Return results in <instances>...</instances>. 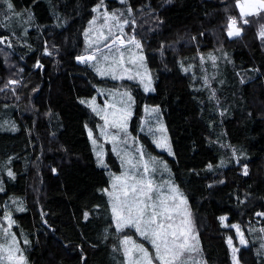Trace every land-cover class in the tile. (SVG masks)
<instances>
[{"label":"trees","instance_id":"1","mask_svg":"<svg viewBox=\"0 0 264 264\" xmlns=\"http://www.w3.org/2000/svg\"><path fill=\"white\" fill-rule=\"evenodd\" d=\"M9 2L0 3V164L13 177H3L0 211L11 212L27 264H125V237L151 249L113 221L107 171L120 165L108 151L98 166L88 128L97 136L103 123L81 103L100 87L130 91V131L164 155L139 133L144 106L162 111L174 151L165 158L203 263L234 264L232 239L240 264H264V13L244 23L237 0ZM230 18L239 36L229 37ZM116 36L140 45L153 92L78 61ZM248 70L256 75L244 81Z\"/></svg>","mask_w":264,"mask_h":264},{"label":"rangeland","instance_id":"2","mask_svg":"<svg viewBox=\"0 0 264 264\" xmlns=\"http://www.w3.org/2000/svg\"><path fill=\"white\" fill-rule=\"evenodd\" d=\"M240 2H243V0H240ZM240 13V9H239ZM241 15V13H240ZM101 31L96 29L92 32V37L97 36L95 39L101 38ZM117 49H119L117 51ZM121 53H123V60L124 64L123 67L127 68L129 71L124 73L123 79H115V81L118 80H124L128 79V76H131L132 79L128 80H137L140 85L142 86V89L145 92H153L155 87V81L156 77L152 70L148 68L145 62V56L142 52L138 50V48L134 45V43H129L126 45L125 43L121 45L119 42H117L116 45L112 47L110 50L109 48H104L101 51H98L96 53L97 60L96 61H87V62H81L82 64L85 63H91L94 66V69L96 70L97 66H101L104 68H107L112 63V56H115L117 60L120 59ZM107 55L109 57V60L105 61L103 57ZM143 57V60H140L139 58ZM79 61V60H78ZM80 62V61H79ZM123 71V69H118L117 75H120V73ZM96 73L101 78H109L111 80H114L111 78V74L109 75H100L97 70ZM241 79L244 81L252 79L256 74L252 70H248L245 73H240ZM148 88L149 90H145V88ZM127 95H124V94ZM129 97H131V100H129ZM81 101H84L82 103L86 107H89L92 111L95 108L96 111L94 113L99 116L102 120L103 126L99 129L97 136H94L92 131L88 128V136L90 138V142L93 148L94 155L96 157L98 166L102 168H107V163L105 161V157L108 151L112 152L113 155L117 158V161L120 165V171L118 173H112L111 171H107L110 178V184L109 187L105 189L106 195L109 198L110 206L112 205L113 201L109 196V193L113 192L112 184L114 182V177L116 176H122L124 172H143L144 171V165H148V177L153 180L154 184L159 188V194L161 196H167L170 197L173 195L171 192L172 188H175L177 190V194L179 195V198L175 201L169 200L170 205H179V209L172 213L173 220L172 221H165V223H172L177 228H184L185 233L188 239V250L183 252L182 260L183 264H204L201 255L199 253L198 247H199V240L194 232L193 229V222H192V215L190 211V207L188 205V202L182 193V191L178 188V186L174 183L171 174H170V168L168 165V160L165 158H174V151L170 142V137L168 134V130L166 128L164 117L162 111L156 107V106H144V114L142 117V120L140 122V130L139 133L147 136L151 142L154 144L156 149L162 154H156L153 151L150 150H144V147L138 142L137 137L133 132L130 131L129 128V121L130 117L127 119L126 124V130H120L117 128H113L110 125L105 126V121L102 119V116H104L105 112L111 113L114 111L110 105L115 104L117 108L124 109L127 108L130 110L132 115V109H134V100L129 90L127 89H109L100 87L97 90V93L91 97L82 99ZM109 119L111 120V116H109ZM113 135L117 136V140L113 141L111 137ZM123 157V159H122ZM103 159V166L100 165V159ZM131 159L134 163L137 164V168L133 170L130 165H128L126 162ZM9 172L12 173L11 170H7L2 167L0 164V192L3 191L4 186V180L3 177L6 175L7 177H13L12 175H9ZM156 193L153 192V196H155ZM123 198V197H122ZM185 201V203L181 204L180 200ZM112 211V207H111ZM10 217L11 219V227H9V221L5 219V217ZM263 216V213H257L256 217L260 218ZM113 217V213H112ZM224 221L226 220V216H222ZM187 221V224L182 223V221ZM114 224L116 226L114 217H113ZM14 224V221L11 216V212L8 210H5L4 212L0 211V257H3V259H0V264H27L26 257L21 250V248L18 245V240L14 235L12 226ZM126 228V227H125ZM135 231V234L138 238L144 239L136 232L135 227H128ZM191 229L188 231V229ZM235 232V237L237 241L240 242L241 245L246 246L245 238L242 234V232L239 230L237 231V226L232 227ZM5 229H7V234L5 233ZM239 229V228H238ZM192 237H195V239H192ZM131 238V237H130ZM184 237H181V240H183ZM241 239H243L244 243H241ZM131 240L134 242V240L131 238ZM151 247V249H148L145 245L141 243H136L142 245L145 249L148 250L150 256L155 255V250L153 249L151 243L144 239ZM231 243V250L233 254V262L234 264H240L237 256L235 248L232 244V239L230 240ZM12 245L15 248L19 249L18 252L14 253L13 260L7 259V249L8 247ZM128 247H132L131 245H128ZM125 253V251H124ZM23 256V260L21 261L19 259V256ZM142 254L133 250V258H139ZM125 264H129L128 258L125 256ZM154 264H159L158 261H154Z\"/></svg>","mask_w":264,"mask_h":264},{"label":"snow or ice","instance_id":"3","mask_svg":"<svg viewBox=\"0 0 264 264\" xmlns=\"http://www.w3.org/2000/svg\"><path fill=\"white\" fill-rule=\"evenodd\" d=\"M121 2H123V0H121ZM0 3L6 4L8 10H12L13 8L9 0H0ZM100 3L103 4V0H100ZM99 7L100 5H97L93 8V11H98ZM237 7L240 9L241 18H244L243 22L248 23L246 17L264 13V0H243V2L237 0ZM103 16V26L109 27L108 22L115 19V17L109 15L107 12H105ZM92 23H95V21ZM228 27L229 37L240 35V29L236 27L235 18H230ZM109 34L111 35V32ZM261 36H264V32L261 33ZM105 39H107V37L101 33V40ZM117 42L121 45L124 44V41L119 36H116L110 44L105 46L111 50ZM129 43H135V41L130 40ZM136 47L139 48L140 45L137 43ZM118 50L119 49H117V51ZM77 59L82 63L96 61L97 55L96 52H93L78 57ZM103 59L107 61L109 57L105 55ZM111 59L112 63L107 68L97 66V72L102 76L111 74V78L114 80L123 79L124 73L129 71L127 68L123 67V53H121L119 60H117L115 56H112ZM139 59L143 60V57ZM118 69H123L120 75H117ZM128 79H132V77L128 76ZM10 83L15 82L10 81ZM145 90L147 91L149 89L146 87ZM124 95L127 94L125 93ZM129 100H131V97H129ZM81 103H84V101H81ZM110 107H112L114 111L111 113L105 112L104 116H102V119L105 121V126L110 125L113 128L126 130V121L131 116L130 110L127 108H117L115 104L110 105ZM93 110L96 111L95 108ZM109 116H111V120ZM111 139L115 141L117 140V136L113 135ZM126 163L130 165L133 170L137 168V164L131 159ZM100 165L103 166L102 158L100 159ZM143 167V172L126 171L122 176L114 177V182L112 184L113 192L109 193V196L113 201L111 207L117 230L121 231L125 227H135L136 232L151 243L155 250V255L150 256L148 250L142 245L135 244L130 237H125L122 241L125 245V256L128 258L129 264H154V261H158L159 264H183V252L188 250V239L185 229L177 228L172 223H165V221H172V213L179 209V205L169 204V200L175 201L179 198L177 190L172 188L171 192L173 195L170 197L161 196L159 194V188L154 184L153 180L148 177V165L145 164ZM245 174H247L246 171ZM9 175H12V173L9 172ZM153 192L156 193L155 196H153ZM180 203L183 204L185 201L181 199ZM5 219L9 221V227H11L10 217L6 216ZM182 223L187 224L188 222L185 220L182 221ZM190 230L189 228L188 231ZM237 231H239L238 228ZM5 233L7 234V229H5ZM181 237H184V239L181 240ZM192 239H195V237H192ZM229 243H231V241H229ZM241 243H244L243 239H241ZM128 245L132 247H128ZM134 249L142 254L139 258H133L132 254ZM18 251L19 249L10 245L7 249V259L11 261L16 258L14 253ZM0 259H3V257H0ZM19 259L22 261L24 258L20 255Z\"/></svg>","mask_w":264,"mask_h":264},{"label":"crops","instance_id":"4","mask_svg":"<svg viewBox=\"0 0 264 264\" xmlns=\"http://www.w3.org/2000/svg\"><path fill=\"white\" fill-rule=\"evenodd\" d=\"M126 262V261H125Z\"/></svg>","mask_w":264,"mask_h":264}]
</instances>
